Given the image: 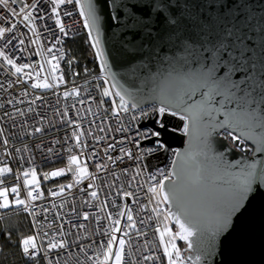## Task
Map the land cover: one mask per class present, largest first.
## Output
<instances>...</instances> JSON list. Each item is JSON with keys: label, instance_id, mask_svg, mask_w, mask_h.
<instances>
[{"label": "snow or ice", "instance_id": "6c2138e0", "mask_svg": "<svg viewBox=\"0 0 264 264\" xmlns=\"http://www.w3.org/2000/svg\"><path fill=\"white\" fill-rule=\"evenodd\" d=\"M51 5L50 10L44 6V3ZM19 4L17 9L15 5ZM73 5L78 11L79 16L83 18V27L88 30V39L91 47L95 50L96 58L100 61L101 72L108 70V56L102 46L101 40V17L97 14V6L93 0H0V10L4 14H0V41L3 42L0 47V60L3 64L9 66L8 75L15 77L14 80H8L7 83L0 81V94L8 93V90L14 85L28 84V81H34L28 87L23 88L17 96L6 100H0V110H4L0 115V120L5 117L15 122L17 117L23 118L21 128H27V118L30 114L35 113L39 117V127H33L27 135L44 132L46 117L41 116L33 105L37 100H43L42 96L36 95L32 99H27L32 90L36 89H54L60 83L64 82V76L56 75L59 71V61L63 58L64 53L56 49L58 44L63 43V37L69 35V30L63 17L73 16L72 11H61L62 6ZM137 7L136 5L133 8ZM161 5L157 4L155 9V19L149 16L148 20H137L139 28L134 31L125 33L124 39L126 43L122 45L125 53L135 55L139 50L136 47V41L141 40L139 48H145L159 42L161 45L167 46L169 43H178L183 47L185 52L192 51V42L189 37L183 35L188 26L187 20L172 10L170 4L164 5L169 9L168 14L159 11ZM43 12V15L40 13ZM53 20L54 28L49 29L47 20ZM42 21L43 27L46 30L55 32L58 29L60 35H54L51 47L47 49L49 54H52L54 49L60 51L59 56L52 54L51 59H45L44 63L38 65L30 63L17 64L16 59L6 53L5 49L9 46L13 50H17L24 55L28 49L25 45V33L21 32L18 25H23L31 33L28 41L31 45L36 46L35 54L43 57L40 32L38 30L37 21ZM156 25V27H153ZM226 36H230L231 32H225ZM211 55L216 60H223L227 65L231 57L227 44L223 39L217 44H213ZM55 61V63H54ZM50 67L45 69L44 64ZM72 60L68 61L71 65ZM172 71L162 81L156 82V87L153 89L154 95L160 98L162 105L157 111L163 115L166 111L172 116L180 114L179 118L185 121L183 131L185 134H195L202 145L199 156L203 159H197L188 153L181 154L179 151L175 153L177 159L172 161V168L167 173L163 169L157 173L149 174V180L155 183L149 184L148 192L152 194L148 204L140 205V211H148V205L155 206L151 211L158 218L157 226L154 231L159 234L160 245L163 246V256L166 258V264H187V261H192V264H199L202 258L210 257L216 248V242L232 224L233 218L239 221L240 216L246 211L245 201L249 199V194L258 191L260 187H264V161H253L251 163H242L237 161L235 164L229 163L220 156L210 155L209 137L218 129H234L239 132V135H234L232 131L228 132L233 141H238L241 145L244 144V139L253 140L255 142V151L264 153V114L257 115L256 112L249 107V102L246 99L238 98L236 90L240 89V84H237L231 79L228 73L235 71V66L232 68L221 69L223 75H217L214 67H202L199 70L192 69L191 71H177L175 64ZM199 63V62H197ZM185 67L187 62L185 61ZM29 71H25V70ZM39 69V70H36ZM87 71V70H86ZM42 74H44L42 76ZM76 75V73H73ZM113 81L116 80L114 74L111 75ZM105 84L108 80L105 79ZM112 83L110 87H104L99 95L100 100L95 97L80 98L81 93L78 87H73L70 91H64L63 97L67 100L69 97H75L76 102L68 105L65 103L63 110L57 108L56 115L60 118L62 125H67L72 129L71 136L65 137V142L74 141V144L67 148L70 153L67 157V167L59 168L51 172L43 174V179L65 176L66 173H72L74 179L71 183L60 184L57 190L49 189V196L55 198L63 196L67 190L71 194V189L82 183L85 179H90L86 188L80 189L89 199L82 200L81 208L78 209L75 205V197L72 198V204L69 207V201L65 198L59 205L53 200L50 206L35 205L34 201L44 199V193L40 189V181L37 179L35 168L28 169L23 172L24 180L23 187L27 189L26 196L21 199V188L19 184L20 174L16 175V186L3 187L5 180L0 178V209H7L15 206L22 208L24 212L33 217L32 227L37 229V232L32 235H24L17 242V249L20 254L27 257L31 264H60V256L67 253L70 257L73 252V245L80 249V252L87 254V250L96 245L97 249H102L103 260L99 256L95 260L88 257L92 264H126L125 246L129 245L132 240V233L135 232L137 237L146 236L147 233L141 231L137 227V221L134 218L132 209L127 203L117 205L116 200H111L112 207L122 209L115 214L108 211L109 199L99 200L98 187L95 184L97 174L105 172L113 176V182L105 185L110 189H115V196L121 197L124 200L133 198L135 203L134 193L124 191L123 186L117 187L116 181L119 180V175L113 170L109 173V168L113 169L119 163L125 161V157L134 161L137 164L136 175L141 174L140 165L143 164L147 155L152 154L157 150L155 145L163 148L164 145L153 140V137H158V131H140L132 132L130 127H125L122 123L121 114H131V121H138L140 117L146 116L147 113L141 111L139 115L134 114L135 110L140 105V100L135 92L128 88ZM199 93V98H196ZM246 95V94H245ZM119 98V102L115 99ZM216 97L222 99L216 100ZM103 98L111 99V117L120 120V124L114 130L119 133H130L124 135L119 140L112 137V142H107L109 133L113 131L111 124L105 118L100 116V112H93L92 104L95 103L97 109H101L105 103ZM235 99V107L225 109V102H232ZM215 101V103H214ZM28 104L27 109L20 108L18 105ZM59 103V99L57 101ZM219 104V107L216 104ZM77 104L83 107L78 108ZM5 105L11 106L12 111L5 109ZM70 108L75 112V119L69 114ZM175 110H172V109ZM108 112V109H103ZM88 116L93 117L89 121V129L87 133L82 130L81 121L87 119ZM218 116H223V119H217ZM99 119L100 123L96 124ZM50 127L55 125L49 122ZM95 125V130H93ZM163 127V125H161ZM4 129L0 127V137L4 136ZM103 135H96V132ZM90 136L95 144L105 142V146L99 151L93 147L88 159L95 158L99 162L95 163V173H89L87 164H83L80 156L85 154V150L89 147L86 140L82 137ZM144 141H149L153 146H143ZM131 143L137 150L135 153L132 148L119 147L124 143ZM3 145L7 146L9 141L5 137L2 140ZM53 144H58L60 141L55 140ZM41 148L40 145L36 146ZM74 149H79V155L74 152ZM24 150L28 151L27 145ZM243 150V149H242ZM17 153L21 152L20 148H16ZM49 154L54 152V148L47 149ZM100 152L103 155H100ZM118 152L113 156L111 153ZM10 155V153H7ZM191 164L189 170L188 164ZM239 168L234 171L233 169ZM124 175L128 174V169L125 167L121 170ZM12 173V169L8 166L0 167V177H5V174ZM29 176L31 178L29 179ZM157 176L161 179L157 180ZM136 176L133 175L129 182L135 181ZM167 182V183H166ZM255 186V187H254ZM91 189V191H89ZM14 195V200L10 202L9 193ZM112 193H109L111 196ZM255 198L254 196L252 197ZM93 201H98V204H93ZM166 208H162L161 205ZM88 208H96V212L85 211L83 206ZM68 207V211L64 209ZM173 207L175 211H173ZM38 209V210H37ZM161 212H166L163 217V223L159 221ZM49 213H52L53 219L49 221ZM103 214V215H101ZM43 217L46 226L51 229V234L48 231L40 232L42 226L36 217ZM75 217V219H73ZM126 217V222L122 225V218ZM149 220L152 217H148ZM174 221L177 226L175 232L168 225V220ZM103 220H107L108 224L101 228ZM94 221V230L91 235L102 236L106 240H101L99 244L92 240L91 244L82 243V239H87V236L82 237L81 232L88 233V225ZM141 225L144 220L139 221ZM67 225V230L65 226ZM69 237L74 239L69 240ZM167 237V239H166ZM195 237V240H193ZM12 233L7 234V239L10 241ZM185 241L188 249H195L194 256L184 257L175 241ZM39 240V243H38ZM2 251V249H0ZM56 252L53 257L51 254ZM143 261L155 262L160 260V256L155 253L144 255ZM133 264H136L133 261Z\"/></svg>", "mask_w": 264, "mask_h": 264}, {"label": "water", "instance_id": "95a60500", "mask_svg": "<svg viewBox=\"0 0 264 264\" xmlns=\"http://www.w3.org/2000/svg\"><path fill=\"white\" fill-rule=\"evenodd\" d=\"M93 3L101 17L102 46L108 56L105 74L110 86L117 84L113 91L123 86L135 92L141 101L139 107L151 103L162 105L153 89L157 81H162L172 71V61H176L177 71L199 70L207 66L214 67L217 75L224 74L221 69L235 66L236 70L228 74L241 86L236 90V96L248 100L250 109L258 116L264 114V0H93ZM157 4L161 5L159 11L166 15L169 9L164 5L170 4L172 10L187 20L188 26L183 35L192 42V51L185 52L178 43L164 46L156 42L139 48L141 40H137L139 50L136 54L125 53L122 47L126 43L125 33L139 28L137 20H148L149 16L154 20L156 17L152 9ZM134 5L137 7L133 8ZM226 30L231 32L230 36L225 35ZM221 39L232 53L226 58L229 60L227 65L211 55L213 44ZM112 74L116 77L115 81L111 79ZM196 98H199V93ZM220 99L216 97L217 101ZM216 106L219 107V104ZM233 107L235 99L225 102V109ZM217 119H223V116ZM159 130L160 140L166 147H176L181 154L188 153L203 159L198 155L202 145L195 134H181L164 127ZM229 131L239 135L234 129H218L212 133L209 137L210 155L220 156L233 164L237 161L245 164L264 161V153L255 151L253 140L243 138L249 150L241 152L235 149L222 135V132ZM188 167L191 170L190 163ZM245 208L239 221L234 217L229 229L217 239L214 253L207 259L202 258L199 264H264V187L249 194ZM170 221L176 231L177 226L173 220ZM178 241L182 244L184 257L192 256L194 259L198 254L195 249H188L183 240ZM187 263L192 264V261Z\"/></svg>", "mask_w": 264, "mask_h": 264}, {"label": "built area", "instance_id": "2783aa9c", "mask_svg": "<svg viewBox=\"0 0 264 264\" xmlns=\"http://www.w3.org/2000/svg\"><path fill=\"white\" fill-rule=\"evenodd\" d=\"M25 2H28V0H25ZM44 2V0H42ZM19 4L15 5V7L18 9ZM44 6L50 10L51 5L48 3H44ZM64 10L72 11L73 16L71 17H63L62 19L65 22L66 29L69 30V35L67 37L75 36L78 34L86 33V29L83 27V18L79 16V13L77 10H75L73 5H64L62 6L61 11ZM0 14H4L3 10H0ZM43 15V12L40 13ZM48 24V28L52 29L54 28V22L53 20L49 19L46 21ZM42 21H37L38 24V30L40 32V38H41V45H42V51H43V57L36 55V46L31 45L28 41V37L31 36V33L28 31L27 28H25L23 25H18V28L21 32L25 33V45L27 46V53L24 55H21V53L17 50H13L11 46H9L8 49H5L6 53L9 54L12 58L16 59L17 64L22 63H30L34 65H38L40 63H44L45 59H51V55L55 54L59 56L60 51L62 49V44H58L56 46V49H59L60 51H57L54 49L52 54H49L47 49L51 47V42L53 41L54 35H60L58 29L55 30V32L46 30L43 27ZM0 26H6V25H0ZM66 37H63V40ZM3 42L0 41V47H2ZM55 63V61H54ZM45 69H48L50 66L48 64H44ZM9 66L6 64H3L2 60H0V81H4L7 83L8 80H14L15 77H12L8 75ZM39 70V69H36ZM29 71V70H25ZM64 76V68L61 65L59 61V71L56 73V75ZM44 75V74H43ZM42 75V76H43ZM105 79H107L106 74ZM108 80V79H107ZM29 84H19L14 85L13 88L8 90V93L0 94V100H6L9 98H12L13 96H17L20 91L28 87ZM73 87H78L80 89L81 96L80 98H87V97H95L97 100H100L101 97L99 95L100 89L90 83V84H83L81 82L74 84V85H67L65 80L63 83H60L58 87L54 89H43V90H32L29 88V92L31 95L27 99H32L34 96L39 95L43 97V100H37L36 104L33 105V107L36 109V112H39L41 116L46 117V122L44 125V132L43 133H36L34 135H27L28 132H31L33 130V127H39L40 124L38 123L39 117L35 115V113H32L27 118V125L28 127L21 128L20 125L23 123V118L17 117L15 122L5 117L3 120H0V127H2L4 131V136L0 137V167L8 166L12 169V173L5 174V177L3 178L5 181H8L5 185H2L3 187H8L11 189V187L16 186L17 180L16 175L20 174V188H21V199H24L26 196V191L23 187V172L35 168V170H39L41 172H51L59 168H66L67 167V157L70 154L67 151V148L74 144V141L69 140L67 143L65 142V137L71 136L72 129L69 128L67 125H62L60 123V118L56 115V109L59 108L63 110V106L65 103L68 105H71L72 103L76 102L75 97H69L67 100L64 99L63 93L64 91H70ZM106 87H110L109 81L108 84H106ZM59 99V103H57ZM105 100L104 105L101 109H97V106L95 103L92 104V110L93 112L99 111L100 116L102 118H105L108 123L111 124V127L113 131L109 133V139L107 142H112V137H115L117 140H119L124 135H130V133H119L114 131L118 125L120 124V120H117L116 118L111 117V99L110 98H103ZM117 102H119V98H115ZM161 106L159 104L151 103L147 104L141 107H138L135 110L136 115H139L141 111L147 113L146 116L140 117L138 121H131V114H124L122 113V123L125 127H130L132 132L136 131L137 129L140 131H158L159 136L153 137V140L158 141L160 144H163V148H159L158 145H155L157 150L153 152L150 155H147L143 164L140 165L141 174L136 175V169L137 164L134 161H130L125 157V161L123 163H119L115 166L113 169L112 167L109 168V173L111 171H115L119 175V180L116 181L117 187L123 186L124 191H131L134 193L135 197V203L132 202L133 198H127V200L122 199L121 197L115 196V189H110L106 187L105 185L111 184L113 182V176L105 173L100 172L97 174V178L95 180V184L98 187V195L99 200H104L106 197L109 199V206L108 211L115 214L117 211L122 210L118 209L116 207H112L111 200L115 199L117 205H123L124 203H127L128 206L132 209L134 218L137 221V227L141 230L147 233L146 236L137 237L135 232L132 233V240L130 242V250L129 245L125 246V257H126V264H133V261L136 262V264H166V258L163 256V246L160 245L159 242V234L154 231L155 227L157 226L158 218L155 213L151 211V208L155 206V201H153V204H149L148 211H140V205L148 204L149 199L152 198V194L148 192V186L149 184L155 183L154 181L149 180V174L157 173L158 170L163 169L165 173L171 170L172 167V161L176 158L175 153L177 152L176 147H166V145L160 140V128H166L170 131L177 132L184 134L183 131V125L185 121H182L178 113L176 116H172L170 112L166 111L163 115L159 114L157 111ZM20 108L27 109L28 104H22L18 105ZM78 108L83 109L85 106H81L77 104ZM5 109L8 111H12L11 106L5 105ZM103 109H108V112H105ZM4 110H0V115H2ZM70 116H72L73 119H75V112L70 108L69 110ZM93 119V117L88 116L87 119L81 121L82 130L87 133L89 129V121ZM49 122L53 123L55 127H50ZM100 120H96V124H99ZM163 125V127H161ZM93 130H95V125L92 126ZM96 135H103L102 133L96 132ZM7 138L9 143L7 146L3 145L2 140L3 138ZM83 140H86L89 147L85 150V154L80 156V160L82 164H87L89 173H95V163L99 162L95 158L88 159V155L91 153L93 147H95L98 151L102 149L105 146V142H101L100 144H95V142L92 140L90 136L85 135L82 137ZM58 140L60 143L53 144L52 142ZM231 145L235 147V149L243 152L245 150H249L250 147L244 142L243 145H241L238 141H233L231 139V136L228 138ZM27 145L28 151L24 150V146ZM40 145L41 148H37L36 146ZM143 146H153L149 141H144ZM49 147L54 148V152L52 154H49L47 152V149ZM119 147H125V148H132L133 152L135 153L137 150L133 147L131 143H124L117 146ZM16 148H20L21 152L17 153L15 151ZM243 149V150H242ZM7 153H10V155H7ZM74 152H76L79 155L80 150L74 149ZM113 156L117 155L118 152L111 153ZM100 155L102 156L103 153L100 152ZM128 169V174L124 175L121 171L123 168ZM135 175L136 179L135 181L131 182V187H129V182L131 180V177ZM74 179V176L72 173H66L65 176L61 177H55L50 178L48 180L43 179V175L41 176V183H40V189L44 193V199L34 201L33 204L39 206L43 205L45 207L50 206V203L54 200L55 203L58 205L62 203V201L67 198L69 201V207L72 204V198L75 197V205L78 209L81 208V202L82 200L89 199L87 195L80 191L82 188H86V186L92 182L90 179H85L82 181L81 184L73 187L71 189V194L69 195L67 190L63 196H57L55 198L49 196V189L57 190L58 186L60 184H68L71 183ZM161 179V177L157 176V180ZM91 191V189H89ZM112 193L111 196H109V193ZM15 198L11 192L9 193V200L11 198ZM93 204H98V201H93ZM162 208H166L165 205H161ZM3 209H0V215L1 211ZM23 210V209H22ZM38 210V209H37ZM83 210L85 211H91L96 212V208H88L86 205L83 206ZM64 211H68V207L64 209ZM26 213V212H25ZM28 218L31 221H33V217L29 216L28 213H26ZM103 215V214H101ZM166 215V212H161L159 216V221L161 224L163 223V217ZM152 217L151 220L148 219V217ZM49 221L53 219L52 213H49L48 216ZM75 219V217H73ZM143 219L144 224L141 225L139 221ZM36 220L40 221L41 227L39 229L40 232L48 231L49 234H51V229H49L46 226V223L43 220V217L38 215L36 217ZM126 222V217L122 218V225ZM168 225L172 229L173 232H175L174 226L171 224L170 219L168 220ZM108 224L107 220H103L101 223V228H104ZM89 232L84 233L81 232V236H87V239H82V243L84 244H91L92 240H95L97 244L100 243L101 240H106L105 237L102 236H93L91 235L92 231L94 230V221L88 225ZM65 229L67 230V225L65 226ZM37 229L32 227V234L36 233ZM74 239V237H69V240ZM167 239V237H166ZM39 243V240H38ZM177 247L180 249L182 256H184V251L182 249V244L178 241V239L175 241ZM155 253L156 255L160 256V260L155 262H148L143 261L142 257L144 255H149ZM53 257L57 255V253L54 251L51 254ZM99 256L100 260H103V254L102 249H97L96 245L93 244L91 248L87 250V254L80 252V249L73 245V252L72 255L69 257L67 253H63L60 256V264H92V261L88 260V257H92V260H95L96 257ZM27 258V257H26Z\"/></svg>", "mask_w": 264, "mask_h": 264}, {"label": "trees", "instance_id": "16d2710c", "mask_svg": "<svg viewBox=\"0 0 264 264\" xmlns=\"http://www.w3.org/2000/svg\"><path fill=\"white\" fill-rule=\"evenodd\" d=\"M61 51L64 56L60 59V63L64 68V80L67 85L81 82L83 84L92 83L100 90L106 87L105 72H101L87 33L66 37L63 40ZM69 60L73 61L71 65L68 64ZM222 133L228 134L227 132ZM6 183L8 181H5L4 185ZM9 232L12 233L10 241L7 239ZM31 233V221L22 208L12 206L3 209L0 215V249H2L0 264H31L17 249L19 239Z\"/></svg>", "mask_w": 264, "mask_h": 264}, {"label": "rangeland", "instance_id": "374dc122", "mask_svg": "<svg viewBox=\"0 0 264 264\" xmlns=\"http://www.w3.org/2000/svg\"><path fill=\"white\" fill-rule=\"evenodd\" d=\"M86 33L88 34V30L86 29ZM94 51V55H95V50L93 49ZM95 58H96V55H95ZM97 62L99 63L100 65V61L96 58ZM43 75V74H42ZM32 82L34 81H28V84L30 85ZM104 88V87H103ZM102 88V89H103ZM39 90H43V89H39ZM230 137V136H229ZM83 165V164H82ZM36 173H37V179L40 181L41 183V176L43 175V172L39 171V170H36ZM31 178V176H29V179ZM14 199L12 198L10 201H13ZM188 264V263H187Z\"/></svg>", "mask_w": 264, "mask_h": 264}, {"label": "flooded vegetation", "instance_id": "af4514ba", "mask_svg": "<svg viewBox=\"0 0 264 264\" xmlns=\"http://www.w3.org/2000/svg\"><path fill=\"white\" fill-rule=\"evenodd\" d=\"M222 135H223L224 137H228V138H229V135L226 134V133H222Z\"/></svg>", "mask_w": 264, "mask_h": 264}]
</instances>
